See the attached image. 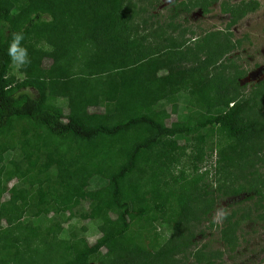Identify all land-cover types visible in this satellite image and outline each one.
I'll list each match as a JSON object with an SVG mask.
<instances>
[{"label": "trees", "instance_id": "16d2710c", "mask_svg": "<svg viewBox=\"0 0 264 264\" xmlns=\"http://www.w3.org/2000/svg\"><path fill=\"white\" fill-rule=\"evenodd\" d=\"M215 2L174 3L168 23L142 19V30L155 24L146 38L171 33L167 45L151 49L134 38L133 26L137 31L140 26L134 24L132 0H0V264H88L102 248L109 252L98 264H163L184 255L190 242L180 230L191 218L196 225L207 220L211 206L197 210L202 177H181L177 189L168 185L170 169L185 154V146L175 138L191 137L201 161L200 148L211 135L202 130L217 126L236 143L230 152L218 147L216 168L234 163L244 157V148L264 141V122L254 112L264 102V79L256 85L258 94L243 100L238 99L240 77L218 80L224 109L205 116L194 112L196 118L185 122L168 126L169 115L155 109L170 96L179 98L180 90H190L193 98L206 94L207 83L193 77L234 47L228 39V44L211 43L220 38V31L204 36L194 48L184 49L185 43L172 37L185 34L173 22L181 13L198 7L206 14ZM257 7L251 1L224 8L228 29ZM14 33L23 34L22 46L31 60L20 68L24 79L16 82L6 76ZM31 39L38 44L26 45ZM45 59L50 61L47 67ZM160 70L166 74L158 76ZM191 79L194 85L187 87ZM54 98L66 101L67 114L50 104ZM101 108L103 112H90ZM16 133L20 137L11 140ZM140 171L143 183L131 186ZM94 177L106 180V185L89 190ZM13 180L16 183L8 187ZM251 191L249 198L261 196L259 188ZM5 193L9 198L2 202ZM83 201L89 207L84 218H102V235L93 245L74 228L68 239L59 238L63 223ZM110 211L114 219L107 216ZM39 217L44 222L38 225L23 223L24 218ZM145 218L151 228L160 221L174 230L158 251H145L136 242L142 237L131 234L133 223ZM226 219L220 239L232 248L234 228Z\"/></svg>", "mask_w": 264, "mask_h": 264}, {"label": "rangeland", "instance_id": "374dc122", "mask_svg": "<svg viewBox=\"0 0 264 264\" xmlns=\"http://www.w3.org/2000/svg\"><path fill=\"white\" fill-rule=\"evenodd\" d=\"M181 1L183 0H132L135 4L132 16L136 15L134 24L140 26L142 19H147L149 23H168L173 4ZM185 1L192 4L196 0ZM251 1L258 3L257 9L248 13L228 29L229 15L222 10L241 2ZM142 8L144 12H141ZM13 13H18V10H14ZM173 22L181 25V29L185 30L183 36H180L179 32L172 34L175 41L185 43L184 49L194 48L204 36L216 31H220L221 35L219 39L211 41L212 44H228L226 42L228 39L234 47L217 57L215 64L202 75L193 77L194 81L202 78L203 83H207L206 94L193 98L190 90L184 89L185 91L178 92L179 98L175 101L170 96L155 106V109L165 111L169 115L165 120L166 125L169 126L176 121L185 122L191 117L196 118L197 115L194 112H200L205 116L207 112L216 113L224 109L222 103L225 98H220L217 93V83L222 78L240 77L237 80L239 100L252 94H258L256 85L264 79V0H217L209 7L208 13L202 14L200 9L195 7L189 12L181 13ZM133 27L137 32L134 38L138 43L151 49L158 47L159 44L167 45L165 39L171 35L170 31L166 30L167 33L160 38H146L147 33H151L155 24L152 28L145 30H142L140 26L138 31L135 26ZM28 43L38 44L36 39L27 41L26 45ZM137 46L141 48L139 44ZM43 64L47 67L50 61L45 59ZM165 74V70H160L157 75ZM6 76L14 79V82L24 79L20 68L12 62H10ZM188 83L187 87L194 85L192 79ZM28 91L35 94L33 90ZM49 102L61 108L65 114L68 113L64 99L54 98L49 99ZM262 104V107L255 108L254 112H256V117L264 122V102ZM90 112H103V109H91ZM216 129L217 126H212L202 130V133L211 132V135L200 148L203 153L201 161L197 159L199 154L193 147L191 137L175 138L179 145L185 146V154L180 158L179 163L170 169L171 175L166 179L168 185L177 189L181 177H185V180L193 179L195 176L202 177L197 184L201 190V198L196 203L197 210H207L209 205L211 208L207 220L196 225L191 218L187 226L180 230L190 242L184 255L177 254L173 262L164 261L163 264H205L207 262L210 264H264V220L261 218L264 217V209L260 208V205H264V141H257L255 145L248 144L250 148H244L241 153L244 157L238 158L232 164L220 163L216 168L218 147L225 152H230V146L236 143L235 140L228 141L226 133ZM18 137L20 136L16 133L15 136L9 138L17 140ZM118 144L119 142L115 143L113 147L117 148ZM8 155L9 152L5 154L6 159H9ZM195 167L197 172L193 170ZM144 179L143 172L136 173L131 178V186L141 185ZM173 180H176V183ZM15 183V180L11 181L8 187ZM104 185H106V180L94 177L90 180L88 189L94 190ZM254 187L261 190V196L254 195L249 198L252 195L251 189ZM8 198L9 195L5 193L1 201L4 202ZM76 209L75 215L63 223L59 238L68 239L69 232L74 228L80 232L78 235L82 234L86 238L89 245H93L102 235L99 230L102 218H84L89 211L88 203L85 201ZM107 216L115 218L111 211L107 213ZM227 217L231 223L230 227L234 228L233 249L226 246L220 239ZM42 222H44L42 217L23 219V223L28 225H38ZM5 225L6 223L2 221L1 227ZM152 226L151 228L148 219H138L131 227V234L134 236L139 234L142 237L135 240L145 251L155 252L167 243L174 230L172 225L160 221L153 223ZM82 227V231H79ZM108 252L107 248H102L89 258L88 264H98L101 257Z\"/></svg>", "mask_w": 264, "mask_h": 264}, {"label": "clouds", "instance_id": "9594fccd", "mask_svg": "<svg viewBox=\"0 0 264 264\" xmlns=\"http://www.w3.org/2000/svg\"><path fill=\"white\" fill-rule=\"evenodd\" d=\"M24 36L22 33H14L8 48V55L13 65L22 68L31 63L28 50L22 46Z\"/></svg>", "mask_w": 264, "mask_h": 264}]
</instances>
